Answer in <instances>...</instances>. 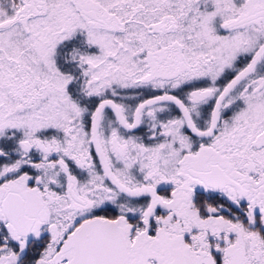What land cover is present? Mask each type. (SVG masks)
<instances>
[{
	"label": "snow or ice",
	"instance_id": "obj_1",
	"mask_svg": "<svg viewBox=\"0 0 264 264\" xmlns=\"http://www.w3.org/2000/svg\"><path fill=\"white\" fill-rule=\"evenodd\" d=\"M0 264H264V0H0Z\"/></svg>",
	"mask_w": 264,
	"mask_h": 264
}]
</instances>
